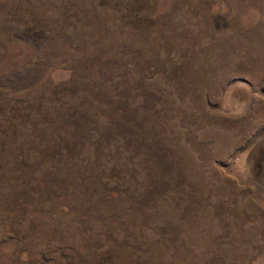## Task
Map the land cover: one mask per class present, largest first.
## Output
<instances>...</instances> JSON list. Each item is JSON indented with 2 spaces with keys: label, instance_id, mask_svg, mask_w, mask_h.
<instances>
[{
  "label": "rangeland",
  "instance_id": "obj_1",
  "mask_svg": "<svg viewBox=\"0 0 264 264\" xmlns=\"http://www.w3.org/2000/svg\"><path fill=\"white\" fill-rule=\"evenodd\" d=\"M0 264H264V0H0Z\"/></svg>",
  "mask_w": 264,
  "mask_h": 264
}]
</instances>
